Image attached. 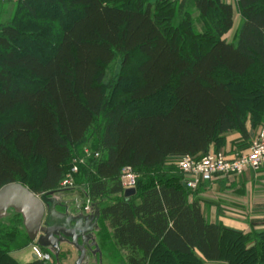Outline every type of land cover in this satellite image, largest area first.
Segmentation results:
<instances>
[{
	"label": "trees",
	"instance_id": "obj_1",
	"mask_svg": "<svg viewBox=\"0 0 264 264\" xmlns=\"http://www.w3.org/2000/svg\"><path fill=\"white\" fill-rule=\"evenodd\" d=\"M40 1L78 16L56 39L50 28L0 21V189L20 183L36 194L64 193L68 167L99 126L74 177L108 223L120 264H264V229L248 235L219 217L210 222L199 189L190 191L175 166L207 155L228 133L247 137L248 119L252 128L264 124V0H239L233 43L224 39L233 7L222 0ZM19 4L35 13L29 0ZM136 56L131 97L114 103L109 92ZM166 93L157 111L137 113ZM125 167L138 175L131 196L121 184ZM31 244L21 216L0 221V264H21L12 254Z\"/></svg>",
	"mask_w": 264,
	"mask_h": 264
},
{
	"label": "rangeland",
	"instance_id": "obj_2",
	"mask_svg": "<svg viewBox=\"0 0 264 264\" xmlns=\"http://www.w3.org/2000/svg\"><path fill=\"white\" fill-rule=\"evenodd\" d=\"M21 1H24V0H20L16 2H9L8 4L0 3V21L4 23H9L11 25L19 26L20 28H22L23 30L27 32H32L39 27L50 28L53 39H56V37L60 34L61 27L62 28L66 27L78 16L77 11L72 7H70V14L65 16L61 8L56 7V6L45 5L40 0H29L30 7H32L35 10V13H32L29 7L26 8V6L19 4ZM180 1H177V2H180ZM222 1H225V0H222ZM173 22L175 26L179 25L178 19H175ZM194 26L196 27L199 33H203V31H205V28H206L205 23L200 19H195ZM181 29L183 30V28ZM24 43L27 46L30 45V43L26 41ZM140 61L141 59L139 57L137 56L134 57L133 63L122 71L123 79L126 78V81H124L121 84H118L114 90L109 92V94L112 97L111 99L114 103L118 101H128L129 98L131 97L130 95L131 89L135 86V83H136V79L133 78L135 76L133 75ZM117 68H118L117 63L109 67L108 72L111 75V77L109 78H113L112 76L115 74V71L117 70ZM130 78H133V79H130ZM169 99H170V94L166 93L165 95L160 96L158 99L154 101H150L147 104L142 105L140 107V110L137 113L142 114L145 112L157 111L159 108V105L165 104L167 101L169 102ZM99 130L100 128L99 126H97L95 127L94 130L91 131V133L88 136L90 140V142L88 143L89 147H86V146L84 147V149L82 150V156H80L79 159H77V157L73 159L72 164L67 169V174L62 184L68 181V177L71 174V169L73 165L76 163V161L85 160L86 158H84L83 156L85 155V152L87 150L89 151L90 154H92V149L90 147L95 146L98 136H99ZM175 166H177L176 163H175ZM62 184H61V187H62ZM66 188L67 189L65 190L67 191L65 192H69V193H75L79 191L77 192L79 193V196L75 197L76 200L82 198L83 203H87L88 199L86 198L85 194L80 191V188H82V184L76 183L74 176H73L72 186H66ZM200 194H204V196L206 195V197L202 199V202H203L202 205L204 208L203 209L204 215L209 221H211L214 217V209L212 207H218L223 211L226 209V207L229 206L227 202L220 197V196H224V198H227V188H217V187L212 188L211 187L207 190L206 189L202 191L200 190L196 194V196ZM44 198L46 200L45 196ZM75 198H72V199H74L75 201ZM217 198L220 199L218 200L219 201L218 205H216L215 203L217 201ZM84 206L85 205H82L83 210H84ZM59 210L62 211L63 209L62 210L59 209ZM93 212L94 210H92L91 208L89 213L92 214ZM11 215H13V213L11 214L10 212L9 216ZM221 216H222L221 222L225 227L234 229L244 234L249 235V234H253L256 231L264 229V220L260 221L259 219L250 220V219L241 218L239 219V221L241 222V224H244V225L242 226V228H240V227L232 226L233 220L230 219V217L226 215V213L225 214L221 213ZM54 224L66 225L65 221H56L54 222ZM96 231H97L95 233L96 238H98V236L101 237L102 235V240H104L103 237L105 238V231L98 228V226H97ZM106 247L107 246L103 247V250H105ZM62 248H63L64 253H63V257L59 258L58 264H76L80 256V252L75 247H73L71 244L63 245ZM33 255H34L33 247L30 246L19 253H14V258L17 262L21 264H25L27 263L28 260L34 259ZM46 262L50 264H54L52 258L50 260H47ZM112 262L113 261L109 259V264H111ZM180 262H183V260H180ZM166 263H169L168 260H164L163 263L161 264H166ZM84 264H93L91 261V258L88 257V259L85 260ZM112 264H114V262ZM217 264H226V263L220 262Z\"/></svg>",
	"mask_w": 264,
	"mask_h": 264
},
{
	"label": "crops",
	"instance_id": "obj_3",
	"mask_svg": "<svg viewBox=\"0 0 264 264\" xmlns=\"http://www.w3.org/2000/svg\"><path fill=\"white\" fill-rule=\"evenodd\" d=\"M224 3L231 5L233 7L234 15H233V28L224 36V39L227 40L229 43L235 42L237 38L238 30L242 24V16L239 8V0H225ZM261 125L257 126L256 128H252L251 120L248 119L246 123V130H247V137L243 136L239 132H231L225 135L224 141L221 146L212 145L210 151L219 150L225 152L229 156H236L247 152L256 138ZM227 188V198L224 196H220L223 200L227 202L229 205L226 207L225 210H221L218 207H212L214 209V217L210 222H215L216 219L219 217L221 221V213H226L233 220V227H240L244 224H241L239 219H259L260 221L264 220V166L259 170L248 169L243 175L238 176L237 178H226V177H217L212 182H205L199 187V191L209 188ZM198 191V192H199ZM76 196L69 197L73 202L76 201ZM206 195L200 194L196 197L201 204L202 199L205 198ZM75 198V201L74 199ZM219 198L215 202L218 205ZM203 208V205H202ZM204 209V208H203ZM204 211V210H203ZM98 228L105 231V238L102 240L101 237L98 236L96 238L95 233L97 232V227L93 231V239L95 240V244L98 246L100 250V254L97 252L88 253L87 258H91L93 264H109V259L114 262V264H120L121 254L116 246L111 243V230L107 222L99 219ZM108 243V244H107ZM63 245H68L64 243L61 245V252L60 255L57 257H63ZM31 247H34L32 244ZM29 246V247H30ZM106 247L103 250V247ZM24 250V249H23ZM21 250V251H23ZM50 252L54 254V251L48 249ZM95 250V247L92 249ZM21 251H17L14 253H19ZM14 253L12 257L14 258ZM34 258V255H33ZM15 259V258H14ZM51 259V257H50ZM35 261V259L28 260L27 263H31ZM85 262V261H84ZM112 262V263H113ZM19 263V262H18ZM25 263V264H27ZM111 263V264H112Z\"/></svg>",
	"mask_w": 264,
	"mask_h": 264
},
{
	"label": "water",
	"instance_id": "obj_4",
	"mask_svg": "<svg viewBox=\"0 0 264 264\" xmlns=\"http://www.w3.org/2000/svg\"><path fill=\"white\" fill-rule=\"evenodd\" d=\"M135 193V189L126 190L127 196ZM54 195L60 197L59 193L36 194L20 183L6 185L0 189V221L8 218L10 212L21 216L24 230L32 245L51 249L58 257L61 245L69 241L80 252L76 264H84L88 253L100 254L95 240L88 242V235L97 227L99 212L95 211L84 217H76V215L72 217L71 214L62 216L55 210L56 202L49 199ZM60 198L63 204H71L70 201H62V197ZM92 207L97 206L92 205ZM62 219L66 220V225L54 224ZM94 247L95 250H92ZM34 259L37 260L36 255Z\"/></svg>",
	"mask_w": 264,
	"mask_h": 264
},
{
	"label": "built area",
	"instance_id": "obj_5",
	"mask_svg": "<svg viewBox=\"0 0 264 264\" xmlns=\"http://www.w3.org/2000/svg\"><path fill=\"white\" fill-rule=\"evenodd\" d=\"M2 2H16L20 0H0ZM180 1V0H171ZM86 157L91 156L89 151ZM99 155L96 154L95 157ZM84 160H78L71 169L68 181L62 184V189L72 186L73 176L79 171V164ZM179 170L185 175L187 188L196 192L205 182H212L217 177L235 178L243 175L248 169L259 170L264 166V124L261 126L256 138L253 140L249 150L243 154L229 156L223 151H210L201 158L186 157L176 163ZM138 175L132 167H125L121 176V184L124 190L136 188ZM92 208L90 200L85 203L84 211L89 214ZM33 252L39 260H50V256L40 248L33 247Z\"/></svg>",
	"mask_w": 264,
	"mask_h": 264
},
{
	"label": "flooded vegetation",
	"instance_id": "obj_6",
	"mask_svg": "<svg viewBox=\"0 0 264 264\" xmlns=\"http://www.w3.org/2000/svg\"><path fill=\"white\" fill-rule=\"evenodd\" d=\"M60 197H62V201H70L71 204L67 205V204H63V202H61V198L54 195L51 196L49 199H52L56 202V206H55V210L57 213L61 214L62 216H67L68 214H71L72 217H74L76 215V217H84L87 216L89 214H83L82 212V205H83V199H77L75 202H73L69 197L73 196V193H69V192H64V193H59ZM82 200V201H81ZM59 209H63L62 211H60ZM73 210V211H72ZM59 221H65V219L59 220ZM67 224V223H66ZM93 240V233L88 235V242L91 243ZM79 241L81 242V238L79 239ZM67 244H70V242H66Z\"/></svg>",
	"mask_w": 264,
	"mask_h": 264
}]
</instances>
